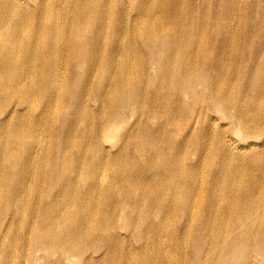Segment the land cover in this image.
Returning a JSON list of instances; mask_svg holds the SVG:
<instances>
[{
	"label": "bare ground",
	"instance_id": "6f19581e",
	"mask_svg": "<svg viewBox=\"0 0 264 264\" xmlns=\"http://www.w3.org/2000/svg\"><path fill=\"white\" fill-rule=\"evenodd\" d=\"M180 2L0 0V264H264V0Z\"/></svg>",
	"mask_w": 264,
	"mask_h": 264
},
{
	"label": "rangeland",
	"instance_id": "374dc122",
	"mask_svg": "<svg viewBox=\"0 0 264 264\" xmlns=\"http://www.w3.org/2000/svg\"><path fill=\"white\" fill-rule=\"evenodd\" d=\"M180 2V0H171V3H172V5L173 6H176L177 5V2ZM190 0H187V1H185V2H189ZM252 0H241V7H245V5L246 4H248L249 2H251ZM182 2H183V0H182ZM185 2H183V3H185ZM181 3V2H180ZM217 4L214 2V4L212 5V7H213V9H216L217 8ZM191 7V6H190ZM187 10H188V8H187ZM216 19V18H215ZM87 68L84 70L85 72H87ZM82 73H83V70L80 72V74L82 75ZM80 74L78 75V74H76V76L72 79V84H74L75 82V79L76 80H80L79 79V76H80ZM222 117V116H221ZM223 121H226V120H223ZM121 126V124H117L113 129H116V127H118V128H121L120 127ZM132 126H136V124L135 125H132ZM242 132V131H241ZM240 133H238V134H236V133H234V136H235V138L236 139H240L239 137H240ZM180 139H182L183 137H179ZM254 141L255 142H258V144H256L257 146L256 147H258V146H260V143L262 142V140H260V139H254ZM127 143H125V145H126ZM69 152V151H68ZM65 155V154H64ZM71 155V158H70V160H72V158H73V155L72 154H70ZM185 155V159L183 158V156H182V154H180L179 155V158H180V161L182 162V163H184L185 161L187 162V160H188V158H189V156L191 155V153H186V154H184ZM206 161V160H205ZM205 161H203V163L204 164H206L207 163V161L205 162ZM262 162H264V161H262ZM216 165H219V163H216L215 164V166ZM255 164H253V163H248L247 165H246V167L245 168H248V169H250V170H252L253 169V166H254ZM246 171V170H245ZM244 173V172H243ZM199 174H200V177H199V180L201 181V182H204L205 184L207 183V181H208V179H210V175L211 174H208V173H206V172H204V171H200L199 172ZM225 177H227V178H229V177H231V174L230 175H228V176H225ZM234 179H244V180H246V181H251L253 178H252V176L251 175H249L248 174V172L246 171V173L244 174V175H234ZM212 179H210L209 181H208V183L211 181ZM230 192H232L233 190L232 189H228ZM205 195H207L206 193H204V192H202V193H198V194H195V196H198V197H201V198H205ZM215 206V205H214ZM204 206H202V205H198L197 207H196V215L199 217L203 212H204ZM190 222L192 223V218L190 219ZM121 231H120V233H125V231H127V230H129L130 229V224H124V219H122L121 220ZM141 227V226H140ZM138 231V230H137ZM117 234L116 233V239L118 240V242H119V245H120V242L122 241V237L120 236L121 234ZM136 235V234H135ZM133 235V237L134 238H132V237H130V234H128L127 235V247H126V249H127V252L126 253H124V251L123 252H121V250L120 249H117L116 250V255H117V257L118 258H120V256L122 257V264H128V261H129V256H130V250L132 251L133 249H130V244H134V245H136L137 244V240L135 239V237L138 235ZM164 240H167V242L168 243H170V245H171V249H172V251H174L175 253H177L178 254V256L179 257H181V264H183V261H182V258L186 255V252L187 253H190V247H193V246H196V245H193V246H187V245H184V247L183 246H181V242L182 241H180V246H178L177 247V239L175 238V237H173V236H170L169 238H166V239H164ZM99 246V244L97 245V247ZM215 246V248H212L211 250H210V252H212L213 253V257H214V259L215 258H217V256H218V252H219V248H220V246H219V244H217V245H214ZM176 248H177V250H176ZM198 248L201 250V251H204V250H206V247H204V246H198ZM235 248H238V250L236 251V252H233V254H235L236 253V255L235 256H239V257H237L236 258V260L235 261H231L232 262V264L233 263H235V264H241V263H244V261H245V258L243 257V258H241V255L243 254V252H242V249L239 247V246H236V247H231V251H235ZM112 250V248H110V251ZM226 255L224 256V258H228V259H234V258H231L229 255V253H230V251H229V249H226V251L224 252ZM111 257H115V255H107L106 256V258L104 257V258H101V256H98V254H95V256H93V259H92V255H89V254H85V255H83V256H80V255H77L76 257H74V256H71V257H69V259L70 258H72L74 261H76V262H74V264H109V260H110V258ZM121 260V259H120ZM188 262H189V259H188ZM257 264H261L260 262H258Z\"/></svg>",
	"mask_w": 264,
	"mask_h": 264
}]
</instances>
